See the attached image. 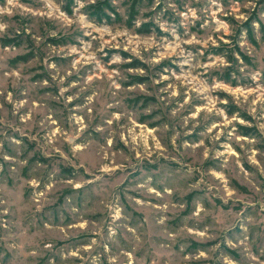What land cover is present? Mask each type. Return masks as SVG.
<instances>
[{"label": "rangeland", "instance_id": "rangeland-1", "mask_svg": "<svg viewBox=\"0 0 264 264\" xmlns=\"http://www.w3.org/2000/svg\"><path fill=\"white\" fill-rule=\"evenodd\" d=\"M0 264H264V0H0Z\"/></svg>", "mask_w": 264, "mask_h": 264}, {"label": "trees", "instance_id": "trees-1", "mask_svg": "<svg viewBox=\"0 0 264 264\" xmlns=\"http://www.w3.org/2000/svg\"><path fill=\"white\" fill-rule=\"evenodd\" d=\"M99 13H100V10H98V12H94V13H93V15L96 16V19H97V20H101V18L103 17V15H100Z\"/></svg>", "mask_w": 264, "mask_h": 264}]
</instances>
